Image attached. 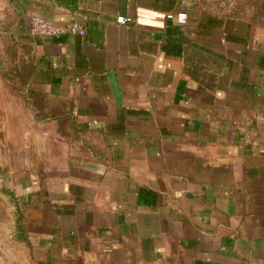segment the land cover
<instances>
[{"label":"crops","instance_id":"obj_1","mask_svg":"<svg viewBox=\"0 0 264 264\" xmlns=\"http://www.w3.org/2000/svg\"><path fill=\"white\" fill-rule=\"evenodd\" d=\"M34 15L86 32L33 37ZM0 17L27 79L0 71L24 233L0 222V264H264V0H0Z\"/></svg>","mask_w":264,"mask_h":264},{"label":"rangeland","instance_id":"obj_2","mask_svg":"<svg viewBox=\"0 0 264 264\" xmlns=\"http://www.w3.org/2000/svg\"><path fill=\"white\" fill-rule=\"evenodd\" d=\"M3 19L0 17V67L2 69L5 68L4 62H7V68L6 70L0 71L4 72L6 75V82H5V88L12 91H23L26 89L24 82V76L22 75L20 69H16V66L14 64V61L18 59V57L15 56V50L12 48L13 46L10 44H5V41L7 39H10L9 36H6L3 30ZM11 41V40H8ZM12 42V41H11ZM10 42V43H11ZM3 43V45H1ZM8 46L7 50V57L3 54V49L5 46ZM30 114L28 112L21 114V117L19 120H17L16 123L22 124V123H28V119H30ZM12 135L14 134V130H11ZM7 173V168L0 166V177L2 180H0V186H2V192L4 193L3 196L6 197V201L4 203V200L2 198V195L0 194V222L5 223L6 225L9 224V226H6L7 229L11 230V233H15L14 227H16V209H12V206L14 205V199L13 195L10 193H7L6 191H9L7 179L4 178V175ZM3 177V178H2ZM14 219L15 223L14 225H10V221ZM2 231V230H1Z\"/></svg>","mask_w":264,"mask_h":264},{"label":"built area","instance_id":"obj_3","mask_svg":"<svg viewBox=\"0 0 264 264\" xmlns=\"http://www.w3.org/2000/svg\"><path fill=\"white\" fill-rule=\"evenodd\" d=\"M166 17L175 20L179 25H185L189 15L186 11L181 10L167 13ZM128 20L125 16L117 18V22L120 24H125ZM85 32V25L79 21H74L69 25H57L39 15H34L30 18L29 33L33 37H61L67 34L83 36Z\"/></svg>","mask_w":264,"mask_h":264},{"label":"trees","instance_id":"obj_4","mask_svg":"<svg viewBox=\"0 0 264 264\" xmlns=\"http://www.w3.org/2000/svg\"><path fill=\"white\" fill-rule=\"evenodd\" d=\"M24 84H25V86H26V84H27V79H26V81H25V78H24V82H23ZM27 88V87H26ZM7 193H10V191H6ZM11 194H12V192H11ZM16 215H17V217H16V227H15V235H17V234H21L22 236H24V233H22V217H21V215H20V211H19V209L18 208H16Z\"/></svg>","mask_w":264,"mask_h":264}]
</instances>
